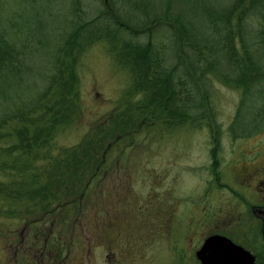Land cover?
<instances>
[{
  "label": "rangeland",
  "instance_id": "rangeland-1",
  "mask_svg": "<svg viewBox=\"0 0 264 264\" xmlns=\"http://www.w3.org/2000/svg\"><path fill=\"white\" fill-rule=\"evenodd\" d=\"M104 1L111 0H0V38L13 43L15 53L20 52L17 58L12 57L16 69L9 70L13 74L0 80V117L31 105L48 85L46 77L56 71L55 51L63 45L66 32L79 19H94L99 12L105 13ZM139 1L148 2V18H152L148 9L157 16L167 15L169 5L172 13L187 23L197 12L219 10L230 2ZM113 16L119 23V16L115 12ZM103 20L98 24L104 31ZM205 21L199 18L192 22L200 40ZM172 23L157 22L153 28L165 43L167 64L179 62L182 72L187 69L194 79L196 94L200 93L203 102L200 114L191 111L182 123L178 116L150 118L145 113L136 132L129 127V133L115 140L102 166L103 177L94 181L90 209L76 213L84 215L83 225L78 221L72 228H66L62 221L50 225L52 216L59 218L64 213L50 212L54 203H34L24 192L12 198L0 194V264H200L195 252L212 233L230 237L255 254L254 264H264L261 222L252 212L258 198L253 181L240 178L243 167L264 162V82L236 84L229 81L227 72L219 75L213 70L199 78L186 57H181L176 36H170L172 30L165 26ZM174 26L171 28L180 29L178 24ZM75 70L73 117L57 126L43 143L52 148L54 156L90 135L111 137L107 127H112L114 116L122 111L129 88L128 71L116 65L102 40L92 42L80 54ZM260 73L264 76V66ZM34 75L44 82H35ZM17 83L23 92L16 90ZM187 83L191 84L186 78L183 91L195 94L192 84ZM3 132L0 169L11 153L2 145L18 141L16 135ZM32 153L42 155L38 148ZM32 155L23 159L14 150L12 157H20L16 165L25 168L21 175H14L26 182L33 172L43 181L46 176L41 170L49 163ZM55 236L62 241L50 249ZM63 241H67V248L60 247Z\"/></svg>",
  "mask_w": 264,
  "mask_h": 264
},
{
  "label": "trees",
  "instance_id": "trees-1",
  "mask_svg": "<svg viewBox=\"0 0 264 264\" xmlns=\"http://www.w3.org/2000/svg\"><path fill=\"white\" fill-rule=\"evenodd\" d=\"M104 2L105 13L99 12L94 19H79L73 23V29L66 32L63 45L55 51L56 71L46 75L49 83L33 99L31 105L20 107L0 117V141H4L1 140L4 137V130L16 135L18 139L17 142L9 140L8 144L2 145L11 153L7 155L8 160L1 164L0 171L4 178L0 179V194L5 198H12L15 193L24 192L28 197L31 196L34 203L37 201H47L49 205L54 203L55 207H51L49 211L63 210L64 213L59 218L52 216L49 219L50 225L59 224L61 221L66 228H72L76 221L83 225L84 215L79 217L80 214L76 213H85L90 209L89 199L93 184L105 173L102 166L108 159L107 152L115 140L129 133V127L135 132L139 129L143 123L141 119L143 114L147 113L150 118L158 117L160 114L178 116L179 122L182 123L191 111L196 116L200 114L198 110L203 102L200 93L196 94L197 85L194 79L185 68L183 72L186 75H183L179 62L170 66L167 64L165 43L156 36L154 24L173 22L170 24L172 26H165L172 30L170 36H176L181 57L183 59L186 57L188 66L199 78H202L206 71L213 70L219 75L222 71L227 72L229 81L236 84L247 86L253 85V82L258 85L264 82V76L260 73L261 67L264 66L262 64L264 0H230L222 9L212 11L204 9L200 11L201 13L191 15L189 19L192 17V22L199 18L206 20L202 27L201 40L195 35L196 24L187 23L180 15L173 14L169 5L166 6L167 15L157 16L153 14L155 13L153 9H148L153 11L150 12L152 18H148L146 17L148 6L145 4L148 2L143 4L139 0ZM114 12L119 16V23H116ZM172 16L175 18L171 20ZM103 18H107V21ZM100 20H103L105 25L104 31L103 25L98 24ZM126 21L131 24L125 26ZM175 24H178L180 29H172ZM253 26L254 29L251 28ZM253 36L257 38L256 42H253ZM100 40L105 43L116 65L129 73L130 82L123 98V109L114 116L112 127H107L111 137L106 138L96 133L81 144L64 148L54 156L52 148L44 146L46 145L43 144L44 139L51 135L57 126L72 119L75 65L80 54L92 42ZM15 52L13 43L0 38V80H7L9 74H13L11 71L16 69L13 59L17 58L20 52ZM13 54L16 57L12 58ZM179 61L183 62L180 58ZM6 70L11 73L4 75ZM34 77L35 82L40 84L44 82L41 76ZM231 77L237 78L232 80ZM186 78L192 84L195 94L183 91ZM18 83H21V80ZM22 87L19 85L16 90L23 92ZM136 97L138 99L135 101ZM102 133H106L104 129ZM37 148L42 155L32 153ZM14 150L19 151L23 159L26 158L24 156L33 154L32 157L35 155L36 160L40 158L47 161L49 167L41 170L46 176L45 179L41 181L33 172L29 181L25 182L23 177L18 179L14 173L21 175L25 168L16 165L20 162V157H12ZM15 179L18 184L15 183ZM58 241H62L61 237L55 236L49 248L52 249ZM60 243L62 249L67 248V241Z\"/></svg>",
  "mask_w": 264,
  "mask_h": 264
},
{
  "label": "water",
  "instance_id": "water-1",
  "mask_svg": "<svg viewBox=\"0 0 264 264\" xmlns=\"http://www.w3.org/2000/svg\"><path fill=\"white\" fill-rule=\"evenodd\" d=\"M201 264H254L255 256L231 239L214 234L208 236L195 252Z\"/></svg>",
  "mask_w": 264,
  "mask_h": 264
},
{
  "label": "flooded vegetation",
  "instance_id": "flooded-vegetation-1",
  "mask_svg": "<svg viewBox=\"0 0 264 264\" xmlns=\"http://www.w3.org/2000/svg\"><path fill=\"white\" fill-rule=\"evenodd\" d=\"M243 175L240 177L243 181L249 183L253 181V192L258 198L255 204L252 206L253 214L261 222V230L264 237V162L259 165L258 162H254L253 166L243 167Z\"/></svg>",
  "mask_w": 264,
  "mask_h": 264
}]
</instances>
